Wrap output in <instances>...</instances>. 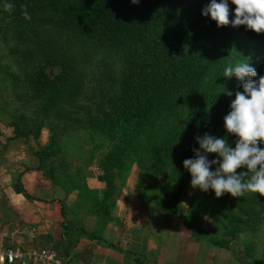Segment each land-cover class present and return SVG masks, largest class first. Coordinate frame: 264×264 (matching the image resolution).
I'll use <instances>...</instances> for the list:
<instances>
[{
  "label": "rangeland",
  "instance_id": "1",
  "mask_svg": "<svg viewBox=\"0 0 264 264\" xmlns=\"http://www.w3.org/2000/svg\"><path fill=\"white\" fill-rule=\"evenodd\" d=\"M15 29L8 25L0 35V135L18 132L29 138L32 146L36 143L41 174L53 178L65 196L74 195L83 211L104 215L115 198L129 191L146 206L151 203L157 206L156 211L167 213L165 203L177 189L172 160L185 146L187 125L195 116L202 91H220L223 95L242 91V82L235 76L225 78L223 72L230 65L250 61L247 54L239 56L231 50V57L223 56L222 62L208 70L206 65L213 63L206 61L202 80L192 97L187 92L177 93V105L170 103V114L165 112V119L161 118L149 133L144 129L134 132L128 149L118 152L115 134L107 121L121 93L124 54L56 22L23 21L19 29L27 36L22 40ZM28 51L30 57L22 54ZM37 60L46 63L45 71L50 77L60 75L52 98L49 92L39 95L29 90L26 77ZM248 64L258 73L256 64ZM218 128L208 134L220 137ZM161 141L173 142L168 148L170 155L165 164L149 165L141 157ZM103 198L105 205L100 206ZM261 202L251 193L217 198L211 189L205 192L186 184L173 206L176 212L167 214H178L181 221L186 219L192 231H200L221 244H231L246 264H264ZM249 208L251 213L246 215ZM253 214H257L255 219L251 218Z\"/></svg>",
  "mask_w": 264,
  "mask_h": 264
},
{
  "label": "trees",
  "instance_id": "2",
  "mask_svg": "<svg viewBox=\"0 0 264 264\" xmlns=\"http://www.w3.org/2000/svg\"><path fill=\"white\" fill-rule=\"evenodd\" d=\"M5 3L14 6L10 12L4 10ZM209 3L210 0H138L137 3L131 0H0V35L9 25L16 28L15 34L22 40L27 36L19 29L23 21L56 22L122 52L126 66L120 79L121 93L113 103V115L107 117V122L115 134L117 151L124 152L134 132L144 129L149 133L165 112L170 114V103L177 105L174 100L177 93L187 92L192 97L202 80L206 61L213 63L206 65L208 70L216 62H222L223 56L231 57V50H236L239 56L247 54L250 65L259 67L258 75L253 79L264 76V32L257 34L245 25L232 27L231 23L217 28L214 20L202 15L203 8ZM24 6H27L30 20L22 15ZM228 6L231 22L235 5L228 0ZM22 54L30 57L31 52ZM46 63L35 61L26 81L29 90L35 94L49 92V98H52L58 75L50 77L45 71ZM219 92L202 91V99L195 105V116L187 125L185 146L172 160V178L177 189L165 203L167 213L176 212L173 206L178 195L186 184H190L191 175L184 168L183 161L194 158V150L199 149L196 137L209 131L213 133L219 127L220 137L216 138H225L228 146L235 148L238 138L226 132L223 119L231 110L229 105L235 93L229 96ZM11 136L24 134L14 132ZM172 143L161 141L141 158H145L149 165L165 164ZM257 146L264 147V144L258 141ZM206 156L209 161L218 159L215 153ZM37 157L38 168L42 169L38 153ZM216 167L218 165H213L210 170L214 171ZM48 178L53 185L60 186L53 178ZM251 196L253 199L260 197L262 202L257 204L264 209V196L259 193H251ZM104 200L106 198L100 206L105 205ZM245 213L250 214V208ZM256 217L257 214L251 216L252 219ZM183 224L186 229L193 230L186 219ZM212 241L222 245L217 239Z\"/></svg>",
  "mask_w": 264,
  "mask_h": 264
},
{
  "label": "crops",
  "instance_id": "3",
  "mask_svg": "<svg viewBox=\"0 0 264 264\" xmlns=\"http://www.w3.org/2000/svg\"><path fill=\"white\" fill-rule=\"evenodd\" d=\"M37 147L0 135V251L23 254L11 264H53L28 255L41 249L81 264H246L231 244L187 230L178 214L156 211L129 191L104 215L83 211L41 174Z\"/></svg>",
  "mask_w": 264,
  "mask_h": 264
},
{
  "label": "clouds",
  "instance_id": "4",
  "mask_svg": "<svg viewBox=\"0 0 264 264\" xmlns=\"http://www.w3.org/2000/svg\"><path fill=\"white\" fill-rule=\"evenodd\" d=\"M137 3L138 0H131ZM235 5L234 19L229 21L228 0H210L202 10V15L216 22L217 28L245 25L247 29L259 34L264 32V0H231ZM5 11H11V3L4 4ZM24 19L31 16L24 6ZM258 74L248 63H237L224 69L223 76H235L242 82L243 91H236L231 101L229 113L223 118L227 133L238 138L235 148H230L225 138H216L205 133L195 139L199 149L194 150V158L183 161L184 168L190 173V184L201 191L213 190L217 198L224 193L232 197H242L246 193H259L264 196V76L253 79ZM225 91V90H224ZM233 95L232 92H226ZM203 153V154H202ZM215 153L218 159L209 161L206 154ZM218 165L214 171L210 168ZM246 168L247 171L237 172Z\"/></svg>",
  "mask_w": 264,
  "mask_h": 264
},
{
  "label": "built area",
  "instance_id": "5",
  "mask_svg": "<svg viewBox=\"0 0 264 264\" xmlns=\"http://www.w3.org/2000/svg\"><path fill=\"white\" fill-rule=\"evenodd\" d=\"M28 255L33 256L35 259L45 262H52L53 264H81L77 261L61 260L52 252H48L44 249L39 250L38 252H30ZM23 254L18 249H4L0 251V261H5L8 264H11L13 261L21 260Z\"/></svg>",
  "mask_w": 264,
  "mask_h": 264
}]
</instances>
